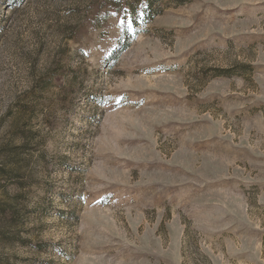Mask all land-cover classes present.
<instances>
[{"label":"rangeland","instance_id":"374dc122","mask_svg":"<svg viewBox=\"0 0 264 264\" xmlns=\"http://www.w3.org/2000/svg\"><path fill=\"white\" fill-rule=\"evenodd\" d=\"M0 264H264V0H0Z\"/></svg>","mask_w":264,"mask_h":264}]
</instances>
